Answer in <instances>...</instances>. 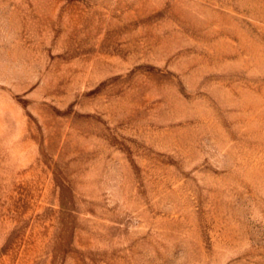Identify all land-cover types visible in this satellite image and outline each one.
<instances>
[{"label": "rangeland", "instance_id": "obj_1", "mask_svg": "<svg viewBox=\"0 0 264 264\" xmlns=\"http://www.w3.org/2000/svg\"><path fill=\"white\" fill-rule=\"evenodd\" d=\"M0 264H264V0H0Z\"/></svg>", "mask_w": 264, "mask_h": 264}]
</instances>
